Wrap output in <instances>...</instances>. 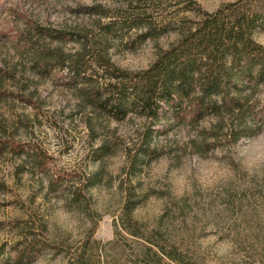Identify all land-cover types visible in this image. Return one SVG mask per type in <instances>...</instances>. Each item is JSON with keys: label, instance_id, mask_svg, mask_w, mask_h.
<instances>
[{"label": "rangeland", "instance_id": "rangeland-1", "mask_svg": "<svg viewBox=\"0 0 264 264\" xmlns=\"http://www.w3.org/2000/svg\"><path fill=\"white\" fill-rule=\"evenodd\" d=\"M194 1L203 11L214 12L238 0ZM115 2L120 7L112 9L100 3L86 7L73 0L76 7L64 6L58 11L62 0H0V139L17 146L0 152V196L8 197L0 202V215L5 216L0 220L4 237L0 264H33L52 250L67 264H264V170H247L238 162L243 159L238 154L247 138L264 131V116L256 123L250 115L240 120L211 116L198 123L179 121L170 113L158 120L134 111L116 118L89 100L93 83L70 82L67 66L58 62V52L72 55L84 45L89 54H96V45L102 43L107 44L111 62L129 52L133 60L155 62L164 49L160 38L168 37L163 43L169 47L177 32L151 38L149 47L146 40H139L144 28L122 30L118 24L121 16L135 17L148 10L156 21L169 17L176 26L184 16L198 17L195 12H180L186 0ZM65 12L69 15L52 20L53 13ZM254 38L264 45V22ZM91 59L89 55L88 61ZM88 72L99 73L95 77L104 82L101 76L106 74L96 65ZM46 80L76 88L84 102L75 110L72 101L61 111L54 110L55 105L46 107L39 93L27 90L29 84ZM9 84L15 91L8 90ZM262 85L251 94L255 108L264 106L256 98L264 93ZM206 123L211 127H205ZM234 133L240 138L236 140ZM78 139L83 141V160L75 168L61 167L57 156L68 154ZM216 149L223 157H216ZM33 150L41 153L45 165ZM210 156L223 159L234 176L203 189L195 174L201 160ZM117 161L120 166L114 173ZM163 162L167 171L161 168ZM183 167L192 169V187L178 198L172 181ZM153 196L162 201L152 205L159 207V213L144 211ZM61 201L80 221L75 235L55 223ZM26 237L50 247L43 248L34 260L16 262V251ZM225 242L231 248L222 256L218 247ZM166 253H173L176 259Z\"/></svg>", "mask_w": 264, "mask_h": 264}, {"label": "trees", "instance_id": "trees-1", "mask_svg": "<svg viewBox=\"0 0 264 264\" xmlns=\"http://www.w3.org/2000/svg\"><path fill=\"white\" fill-rule=\"evenodd\" d=\"M185 6L180 12H195L198 17L193 20L184 16L178 26L169 17L156 21L153 11L148 10L135 17L121 16L118 24L122 30L144 28L140 42L170 30L179 34L169 50H160L155 62L143 72L129 73L115 67L106 55L105 43L96 45V54H89L84 45L72 55L58 52V62L67 66L70 82L93 83L89 100L116 118L134 111L158 120L170 113L179 121L198 123L211 116L240 120L250 115L256 123L264 116V106L255 108L250 99L253 91L264 84V45L254 38V32L264 22V0H238L214 12L203 11L194 0H186ZM110 28L107 25L106 33ZM89 55L92 62L88 61ZM95 65L106 74L101 76L104 82L95 77L99 73L88 72ZM234 138L240 137L234 133ZM7 148L16 150L17 146L0 139V152ZM31 152L45 165L38 150ZM126 208L130 209L129 202ZM47 247L49 243L26 237L16 251L15 261L34 260ZM166 254L176 259L173 253Z\"/></svg>", "mask_w": 264, "mask_h": 264}, {"label": "clouds", "instance_id": "clouds-1", "mask_svg": "<svg viewBox=\"0 0 264 264\" xmlns=\"http://www.w3.org/2000/svg\"><path fill=\"white\" fill-rule=\"evenodd\" d=\"M54 2V0H52ZM80 5L86 7H94L97 3L102 4L107 8L115 9L120 7L119 4L115 2V0H78ZM64 6L67 7H76L77 5L73 3V0H62L61 5H57L58 11L62 10ZM47 7V5H45ZM69 13L65 12L63 15H57L53 13L52 20L57 21L63 19L65 16H68ZM179 34L174 33L171 36V42H176L179 39ZM165 39L168 37H161L160 41L163 44L164 50L168 51L169 47L168 44L163 43ZM145 43L152 47V40L149 38L145 41ZM17 59H19L17 57ZM154 60L148 59H140V60H133L132 54L126 53L125 56L117 61L116 59L112 60V63L116 65V67L120 68L122 71H142L147 70L151 63ZM2 67V65H0ZM39 79V78H37ZM25 83L28 81L25 80ZM8 90L15 91V88L9 85H6ZM78 87V86H77ZM264 88V85L261 86ZM29 92H37L40 94V98L46 100V107H51L55 105L56 111H61L68 109L69 101H72L71 108L75 110L76 105L83 103V98L79 95L76 91V88L67 89L63 86L55 85L52 83L51 80H46L40 84H29L27 89ZM51 93V96H48V93ZM264 103V93H260L256 97ZM90 107V106H89ZM31 112V108L28 109ZM216 121L213 120L212 123ZM205 127H211L210 124H205ZM187 139V137H185ZM248 142L245 147L240 149L239 156L243 157L242 160L238 162L242 167L247 170L252 171H260L264 170V131H261L254 136L247 138ZM82 143L80 139L75 140L72 142L71 150L68 154L64 155L63 157L57 156L59 160L60 166L64 167L66 164L71 165V167L75 168L76 165L83 160L85 156V151L82 149ZM211 152V149L209 150ZM51 155V154H49ZM216 157H223L224 153L220 149H216L215 151ZM120 166V162L117 161L113 166V172L115 173L118 171ZM3 167V165H0ZM163 171H167V163L163 162L161 165ZM157 172H160L162 175L163 172L160 169H157ZM193 176V172L191 167H183L177 170V173L174 174L173 183V194L178 198H182L184 196L185 190H191L192 187V180L190 177ZM234 176L233 168L225 164L223 159L217 158H204L201 160L200 167L195 174V179L203 189H211L216 187L218 184L222 182H227L232 179ZM155 178V177H154ZM115 190V186H114ZM8 197L0 196V202H3ZM61 206L58 207L57 211L55 212V223L57 227H59L62 231L71 233L73 235L76 234L80 227V221L76 218V213L72 210H68L63 206V201L60 202ZM153 204H162V201H157L156 197H150L148 206L144 209L145 212H156L159 213V207L153 208ZM162 214V213H161ZM5 216L0 215V220H4ZM4 237L0 234V240ZM231 246L226 242L218 247L219 255H226L230 251ZM33 264H67V261L64 260L62 255H57L54 250L49 251L47 254L38 256L34 261Z\"/></svg>", "mask_w": 264, "mask_h": 264}]
</instances>
